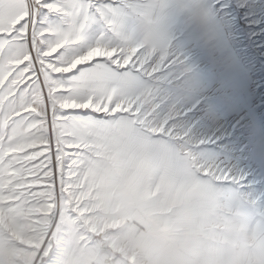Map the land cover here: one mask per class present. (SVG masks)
I'll return each instance as SVG.
<instances>
[{
    "label": "snow or ice",
    "instance_id": "obj_1",
    "mask_svg": "<svg viewBox=\"0 0 264 264\" xmlns=\"http://www.w3.org/2000/svg\"><path fill=\"white\" fill-rule=\"evenodd\" d=\"M192 192L264 217V0H0V264Z\"/></svg>",
    "mask_w": 264,
    "mask_h": 264
},
{
    "label": "crops",
    "instance_id": "obj_2",
    "mask_svg": "<svg viewBox=\"0 0 264 264\" xmlns=\"http://www.w3.org/2000/svg\"><path fill=\"white\" fill-rule=\"evenodd\" d=\"M44 254L46 264H264V217L211 192L116 203L60 228Z\"/></svg>",
    "mask_w": 264,
    "mask_h": 264
},
{
    "label": "rangeland",
    "instance_id": "obj_3",
    "mask_svg": "<svg viewBox=\"0 0 264 264\" xmlns=\"http://www.w3.org/2000/svg\"><path fill=\"white\" fill-rule=\"evenodd\" d=\"M49 239L51 240V236L49 237ZM50 246V244L49 243H45V247H44V249H43V251H42V253H41V255H42V257H45V251L48 249V247ZM37 247H39V242L37 243ZM33 253H35V252H33ZM32 254V253H31ZM29 259V258H28Z\"/></svg>",
    "mask_w": 264,
    "mask_h": 264
},
{
    "label": "bare ground",
    "instance_id": "obj_4",
    "mask_svg": "<svg viewBox=\"0 0 264 264\" xmlns=\"http://www.w3.org/2000/svg\"><path fill=\"white\" fill-rule=\"evenodd\" d=\"M36 253H32L29 255L28 264H31V260L35 257Z\"/></svg>",
    "mask_w": 264,
    "mask_h": 264
}]
</instances>
